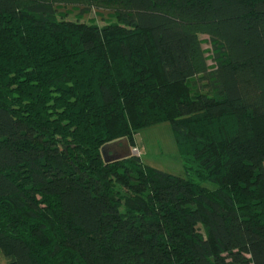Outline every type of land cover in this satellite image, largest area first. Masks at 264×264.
I'll return each mask as SVG.
<instances>
[{"label": "trees", "instance_id": "1", "mask_svg": "<svg viewBox=\"0 0 264 264\" xmlns=\"http://www.w3.org/2000/svg\"><path fill=\"white\" fill-rule=\"evenodd\" d=\"M164 123L186 178L106 163ZM0 251L264 264V0H0Z\"/></svg>", "mask_w": 264, "mask_h": 264}, {"label": "rangeland", "instance_id": "2", "mask_svg": "<svg viewBox=\"0 0 264 264\" xmlns=\"http://www.w3.org/2000/svg\"><path fill=\"white\" fill-rule=\"evenodd\" d=\"M72 18V15L69 16ZM93 11L86 19L95 22L100 26H104L111 19H107ZM204 48L211 55V39L207 35H203ZM211 65L213 61L209 62ZM137 145L132 148V154L140 156L142 162L151 168L176 175L182 178L187 177L184 166V159L179 151L171 126L164 123L158 126L142 129L136 136Z\"/></svg>", "mask_w": 264, "mask_h": 264}, {"label": "water", "instance_id": "3", "mask_svg": "<svg viewBox=\"0 0 264 264\" xmlns=\"http://www.w3.org/2000/svg\"><path fill=\"white\" fill-rule=\"evenodd\" d=\"M130 155H132V150L130 149L126 139L122 140L120 143L107 145L103 148V156L106 163H112Z\"/></svg>", "mask_w": 264, "mask_h": 264}, {"label": "crops", "instance_id": "4", "mask_svg": "<svg viewBox=\"0 0 264 264\" xmlns=\"http://www.w3.org/2000/svg\"><path fill=\"white\" fill-rule=\"evenodd\" d=\"M0 264H6L5 258L1 251H0Z\"/></svg>", "mask_w": 264, "mask_h": 264}]
</instances>
